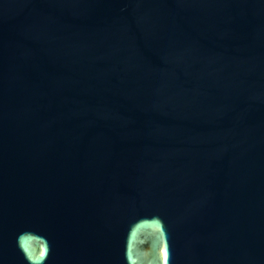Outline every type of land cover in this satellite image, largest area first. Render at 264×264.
Here are the masks:
<instances>
[{"label": "water", "instance_id": "95a60500", "mask_svg": "<svg viewBox=\"0 0 264 264\" xmlns=\"http://www.w3.org/2000/svg\"><path fill=\"white\" fill-rule=\"evenodd\" d=\"M0 264H264V0H0Z\"/></svg>", "mask_w": 264, "mask_h": 264}]
</instances>
